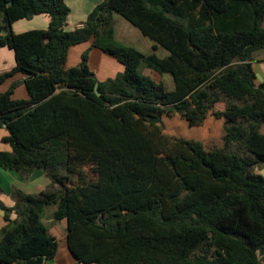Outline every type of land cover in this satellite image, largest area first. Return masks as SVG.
Listing matches in <instances>:
<instances>
[{"label":"trees","instance_id":"16d2710c","mask_svg":"<svg viewBox=\"0 0 264 264\" xmlns=\"http://www.w3.org/2000/svg\"><path fill=\"white\" fill-rule=\"evenodd\" d=\"M70 14L65 0H0V48L16 59L0 84L26 76L0 94L11 146L0 168L24 181L39 169L50 181L35 194L14 189L0 264L55 260L58 239L44 223L52 207L77 264H262L264 84L253 56L264 51V0H104L72 31ZM116 14L151 54L116 39ZM39 15L48 29L13 31ZM85 42L69 68L70 49ZM103 54L125 69L101 82ZM22 84L30 98L13 100ZM2 195L0 185L7 210Z\"/></svg>","mask_w":264,"mask_h":264},{"label":"crops","instance_id":"0c3cea01","mask_svg":"<svg viewBox=\"0 0 264 264\" xmlns=\"http://www.w3.org/2000/svg\"><path fill=\"white\" fill-rule=\"evenodd\" d=\"M103 1L104 0H65L66 4L71 9V14L68 18V26L66 29L72 31L75 30L77 27H80L81 24L87 20L89 14L98 5L103 3ZM77 5L79 6L76 7ZM76 14H78L77 17ZM116 16L118 15H114L115 22L117 21ZM71 20H74V22H71ZM50 22H51V18L48 15H39L30 20L24 19L14 23L12 29L16 34H21L32 30H46L48 29ZM115 33H116V38L119 41L118 33L116 31ZM120 34L122 35V33ZM126 41H129V38ZM152 45L153 43L150 45L151 49H152ZM89 47H90L89 42H85L78 46L72 47L69 52L68 67L71 68L77 66L81 62V57L83 52L86 51ZM1 53H7L8 54L7 58L10 61L8 62L1 59L2 62H0V76L11 72L16 66L14 51L13 53L7 51H2ZM73 54H74V59L72 61L71 55L73 56ZM104 58L107 59L112 57L104 54L101 55L100 57L101 63ZM116 61L110 59L106 60V64L108 65L109 63L110 74L106 73L104 78H99L98 75L96 74L99 81L103 82L108 80L109 78H115L118 73L124 71L125 69L124 66L118 61H117L118 63H116ZM25 79L26 76L21 73H17L13 77L6 79L2 84H0V94L7 92L14 83L22 82ZM29 98L30 96L28 90L26 86L23 84L18 86L14 90V93L12 95L13 100H27ZM6 137H8V131L6 130V128L0 129V151H6V152L11 151V146L4 140ZM259 173L264 176V170L260 171ZM49 183H50L49 179L45 176L43 171L39 169L34 171V173L32 174L29 180L24 181L17 172L0 168V185L4 190V195H2L1 200L4 203L5 208L7 209L4 210V213L0 211V230L7 225V222L5 220V216L7 214L12 220H15L17 218L15 211L13 210L14 202L11 199V195L15 188L21 190L26 194H35L44 190L49 185ZM54 210L55 208L51 210V216ZM51 222L54 224V227L56 228L51 231L49 230L50 233L57 239H59L60 237V238H64L66 241L67 222L66 221L55 222L52 220V218H51ZM63 250H64L63 254L58 253V256L55 258V260H53V262H55L56 264H77L76 259L67 249V241H66V246L63 248ZM262 264H264V260Z\"/></svg>","mask_w":264,"mask_h":264},{"label":"rangeland","instance_id":"374dc122","mask_svg":"<svg viewBox=\"0 0 264 264\" xmlns=\"http://www.w3.org/2000/svg\"><path fill=\"white\" fill-rule=\"evenodd\" d=\"M78 6L79 5H77L76 7H78ZM77 15L78 14H76V17H77ZM116 17H117V21L115 22V31L118 33L119 42L126 45V46L134 47L144 54L152 53V49L150 46L152 44V42L148 38L144 37L136 27H134L132 24H130L123 17H121L120 15H118ZM71 22H74V20H71ZM120 33H122V35ZM128 38H129L130 42L126 41ZM2 51H7L10 53H13V51L8 49V48H0V62H2L1 59L9 62L10 60L7 58L8 54L7 53H1ZM166 53L167 52L161 48L157 52V55L161 58H164L166 56ZM71 59L73 61L74 54H73V56L71 55ZM109 59L116 61L112 58H107V59L104 58L99 69H98V72H96V74L98 75L99 78H104L105 74L110 72L109 63H108V65L106 64V60H109ZM116 63H118V62L116 61ZM253 69H254L255 74L257 76L256 84L258 86L264 84V51L256 53L253 56ZM141 73H142V71H141ZM165 79H166L165 84H166L167 88L170 90L173 89L174 84H173L172 78L169 75H166ZM212 123L213 124H211L209 122L208 129L210 127L219 129V127H220L219 124H216L215 122H212ZM175 130L176 129L174 127H171L170 128V134H173V133L180 134L179 130H176V131ZM202 130H204V129H199L200 133L199 134L197 133V136H195L196 138L201 139L204 137ZM212 130H215V129H212ZM183 135H185V137H188V138L192 137L187 131H183ZM214 139L219 144V142L221 140V129H219V135L216 136V138H214ZM51 210H53V208H50L48 210V213L44 219V223L50 231L56 228V227H54V224L51 222V218H52L51 217ZM58 243H59V254H63V251H64L63 248L66 246V241L64 238L59 237ZM263 260H264V258H263Z\"/></svg>","mask_w":264,"mask_h":264},{"label":"water","instance_id":"95a60500","mask_svg":"<svg viewBox=\"0 0 264 264\" xmlns=\"http://www.w3.org/2000/svg\"><path fill=\"white\" fill-rule=\"evenodd\" d=\"M96 93L97 95H100V93L98 92V85H96ZM0 211L4 213V210L0 209Z\"/></svg>","mask_w":264,"mask_h":264},{"label":"built area","instance_id":"2783aa9c","mask_svg":"<svg viewBox=\"0 0 264 264\" xmlns=\"http://www.w3.org/2000/svg\"><path fill=\"white\" fill-rule=\"evenodd\" d=\"M45 264H56L55 262H53V261H46V263Z\"/></svg>","mask_w":264,"mask_h":264}]
</instances>
